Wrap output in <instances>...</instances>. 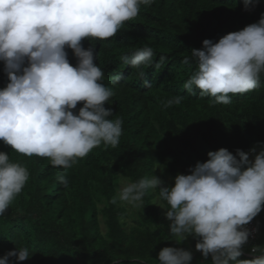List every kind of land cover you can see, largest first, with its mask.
<instances>
[{"label":"clouds","instance_id":"obj_1","mask_svg":"<svg viewBox=\"0 0 264 264\" xmlns=\"http://www.w3.org/2000/svg\"><path fill=\"white\" fill-rule=\"evenodd\" d=\"M153 2L0 0V62L9 81L0 89V141L19 154L47 158L52 166L64 169L101 144L116 147L122 120L110 119L113 112L105 108L113 91L100 83L104 72L94 63V48H83L81 41L114 37L125 22L137 17L140 5ZM243 2L248 11L258 0ZM66 49L72 51L75 66ZM153 56V49L143 46L120 60L144 78L143 68L153 65ZM182 63L195 64L183 84L189 95L199 90L201 97H215L214 104L227 105L231 96L253 91L264 73V13L258 22L217 42L204 40L201 49H193ZM120 80L121 73L116 72L112 83ZM183 99L176 96L165 106ZM78 104L82 106L74 112ZM188 171L176 175L172 187L157 175L136 182L121 177L122 187L113 202L118 199L139 208L149 190H158V199L164 202L159 208L176 245L193 238L204 264H264V246L252 247L251 259H237L256 231L246 226L264 206V143L247 153L237 149L235 155L224 148L208 152L206 162H197ZM28 178L24 166L0 152V216ZM59 180L67 184L63 176ZM31 255L26 247L14 248L0 264H21ZM192 261V252L177 246L162 248L153 264Z\"/></svg>","mask_w":264,"mask_h":264},{"label":"trees","instance_id":"obj_2","mask_svg":"<svg viewBox=\"0 0 264 264\" xmlns=\"http://www.w3.org/2000/svg\"><path fill=\"white\" fill-rule=\"evenodd\" d=\"M262 13L264 0L248 11L243 0H154L140 5L137 17L114 37L81 41L83 48H94V63L104 72L100 83L113 91L105 108L113 112L110 119L122 120L119 144H101L64 169L47 158L19 154L0 141V152L29 173L22 191L0 216V258L26 247L32 255L21 264H153L162 248L178 246L192 252V264H204L193 238L180 245L170 238L158 190L148 191L136 220L128 225L125 209L118 199L113 202L116 187L121 177L136 182L157 175L155 166L173 182L178 174H190L197 162H206L208 152L224 148L235 155L237 149L247 153L264 143V73L256 89L231 96L232 102L222 105L213 103L215 97H201L199 90L189 95L183 89L195 64L182 63L204 40L217 42L258 22ZM143 46L151 47L154 56L141 78L120 57ZM66 52L75 66L72 51ZM116 72L121 73L118 84L112 83ZM8 82L0 62V89ZM176 96L184 99L166 107ZM252 222L258 232L256 246H264V206ZM249 248L244 245L237 259H251Z\"/></svg>","mask_w":264,"mask_h":264},{"label":"rangeland","instance_id":"obj_3","mask_svg":"<svg viewBox=\"0 0 264 264\" xmlns=\"http://www.w3.org/2000/svg\"><path fill=\"white\" fill-rule=\"evenodd\" d=\"M255 145L251 146L250 149L252 147H254ZM259 151V149H257ZM251 159V157H250ZM155 171H156V174L157 176H159L161 178L162 181H164V183L168 184L169 186H174L173 185V182L171 181V179L168 177V175L163 172L161 170V168L159 166H155ZM122 187V184H121V178L118 179V184H117V187H116V192L118 193V191L120 190V188ZM119 201V200H118ZM119 205L120 207L124 208L125 211H126V220L125 222L130 225L132 224L135 220H136V213H137V208H133L132 206L130 205H127L126 203H123V202H120L119 201ZM161 211H162V214L164 215V210H162L161 208H159ZM103 229V227H102Z\"/></svg>","mask_w":264,"mask_h":264},{"label":"built area","instance_id":"obj_4","mask_svg":"<svg viewBox=\"0 0 264 264\" xmlns=\"http://www.w3.org/2000/svg\"><path fill=\"white\" fill-rule=\"evenodd\" d=\"M246 227L249 229H256V231L253 232L252 236H250L248 242L245 244V245H248L250 247L249 248V251H250L252 247L256 246L258 232H257L256 226L254 225V223L252 221Z\"/></svg>","mask_w":264,"mask_h":264},{"label":"crops","instance_id":"obj_5","mask_svg":"<svg viewBox=\"0 0 264 264\" xmlns=\"http://www.w3.org/2000/svg\"><path fill=\"white\" fill-rule=\"evenodd\" d=\"M249 257H251V256H249Z\"/></svg>","mask_w":264,"mask_h":264}]
</instances>
